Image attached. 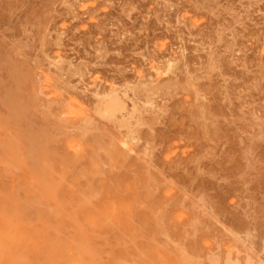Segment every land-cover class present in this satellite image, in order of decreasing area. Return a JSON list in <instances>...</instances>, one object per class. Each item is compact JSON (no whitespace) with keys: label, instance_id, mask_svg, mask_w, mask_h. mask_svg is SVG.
<instances>
[{"label":"rangeland","instance_id":"obj_1","mask_svg":"<svg viewBox=\"0 0 264 264\" xmlns=\"http://www.w3.org/2000/svg\"><path fill=\"white\" fill-rule=\"evenodd\" d=\"M229 246L264 263V0H0V264H227Z\"/></svg>","mask_w":264,"mask_h":264},{"label":"bare ground","instance_id":"obj_2","mask_svg":"<svg viewBox=\"0 0 264 264\" xmlns=\"http://www.w3.org/2000/svg\"><path fill=\"white\" fill-rule=\"evenodd\" d=\"M59 59V58H58ZM60 60V59H59ZM156 65H154V67H155ZM155 71H157V67H156V69H155ZM158 72V71H157ZM156 72V73H157ZM164 77V76H163ZM157 78V77H156ZM49 81V80H48ZM49 83V82H48ZM47 83V84H48ZM51 85V84H50ZM53 85V84H52ZM50 89V88H49ZM48 90V89H47ZM54 91L55 89H51V91ZM112 91V90H111ZM48 94H50V91H46ZM55 92H57V91H55ZM58 93V92H57ZM54 94V93H53ZM52 95V94H51ZM50 95V96H51ZM56 95H58V94H56ZM2 96V95H1ZM56 97V96H55ZM61 96H59V98H60ZM47 98H48V96H47ZM52 98V97H51ZM56 99V98H55ZM54 99V100H55ZM57 99H58V96H57ZM73 100V99H72ZM52 101H53V99H52ZM70 102H71V106L70 107H66L65 105H64V107H66V109H65V111H64V114L66 115V116H68L69 118H80V120H83V121H85V123L86 122H88L87 121V119L89 118H86V115H85V113L86 112H84L82 109L83 108H80L74 101H71L70 100ZM61 103V102H60ZM79 103V102H78ZM24 104V103H23ZM59 104V103H58ZM59 105H61V104H59ZM63 107V108H64ZM124 106H123V103L121 102V101H119V99H117L115 96H114V94L113 95H111V96H109L106 100H104L103 101V103H102V109L100 110V115L102 116V117H107V118H112V119H114L115 121H117V120H120L121 118H123V116H122V112L124 111ZM88 114V113H87ZM119 115V116H118ZM78 120V119H77ZM89 123V122H88ZM82 124V123H81ZM94 124V123H93ZM117 124V123H116ZM86 124H82V125H79V126H77V130H78V133H77V136L76 137H74V138H72V139H70V140H68V142H67V148H69V150H71V151H73V153H75L77 156H82V154L84 153V151H85V148H84V143L85 142H83V138H84V135H85V133H86ZM95 127V126H94ZM75 127H73V129H74ZM88 128V127H87ZM96 128V127H95ZM94 128V129H95ZM123 128V127H122ZM132 128V127H131ZM18 131V130H17ZM74 131V130H73ZM75 132H77V131H75ZM74 132V133H75ZM3 133V132H2ZM95 135V134H94ZM30 137V136H29ZM129 138H130V136H128ZM27 138V137H26ZM70 138V137H69ZM111 138V137H110ZM129 138H127V139H129ZM29 139V138H28ZM114 139L116 140V138H115V136H114ZM113 139V140H114ZM126 139V138H125ZM97 140V139H96ZM118 140V139H117ZM130 140V139H129ZM85 141V140H84ZM99 141V140H98ZM25 142H27V141H25ZM91 142V141H90ZM117 142V141H116ZM131 141H128V140H120L119 141V143H120V146H121V148L123 149L122 150V155L121 154H119L120 156H123V155H125V153H127V152H129V151H133V147H132V145H131V143H130ZM28 143V142H27ZM26 143V144H27ZM114 143V142H113ZM11 144V143H10ZM18 144V143H17ZM100 144V143H99ZM98 144V145H99ZM87 145V144H86ZM89 145V144H88ZM105 146L107 147L108 146V148L110 149V151H113V150H111L112 148H115V147H113L112 146V148H111V146L109 147V145H106L105 144ZM119 146V147H120ZM86 147V146H85ZM99 148H100V145L98 146ZM97 147V148H98ZM26 149V148H25ZM40 149H42V148H40ZM100 149H102V148H100ZM108 149V150H109ZM96 150V149H95ZM107 150V151H108ZM41 151V150H40ZM43 151V150H42ZM46 151V150H45ZM97 151V150H96ZM95 151V152H96ZM106 151V150H105ZM107 151L104 153V151L103 152H101V153H104L103 155V159L107 162V163H109V164H112V163H114V160H115V158L118 156L119 157V155H117V156H114V155H112V154H108L107 153ZM110 151H108L109 153H110ZM116 151V150H115ZM94 152V151H93ZM118 152V151H117ZM12 153V152H11ZM72 153V154H73ZM107 153V154H106ZM114 153V152H113ZM116 153V152H115ZM98 154V153H97ZM7 155V154H6ZM44 154H42L41 156H43ZM47 155V154H46ZM53 155V154H52ZM92 155V154H91ZM90 155V156H91ZM27 156H29V154L27 155ZM74 156V155H73ZM84 156V155H83ZM31 157V156H30ZM48 157V156H47ZM51 157H53V156H51ZM93 157V156H92ZM99 157V156H98ZM126 157V156H125ZM33 158V157H32ZM37 158V157H36ZM44 158V157H43ZM42 158V159H43ZM79 158V157H78ZM81 158V157H80ZM101 158V157H100ZM121 159H123L124 157H120ZM34 159V158H33ZM45 159V158H44ZM82 159V158H81ZM92 159V158H91ZM117 159V158H116ZM119 159V158H118ZM117 159V160H118ZM57 160V159H56ZM94 160V161H93ZM116 160V161H117ZM126 160V159H125ZM29 161H30V159H29ZM33 161V160H32ZM47 161V160H46ZM122 161H124V160H122ZM232 161V160H231ZM35 162H36V160H35ZM72 162V161H71ZM33 163V162H32ZM80 163V162H79ZM116 163V162H115ZM114 163V164H115ZM36 164V163H35ZM35 164H33V165H35ZM60 164V163H59ZM88 164H89V166L91 167V168H96V169H98L99 170V167L101 166V164H99V162H98V160L97 159H92L91 161H90V159H89V162H88ZM32 165V164H31ZM30 165V166H31ZM44 165V164H43ZM61 165V164H60ZM60 165H58V166H60ZM69 165H70V163H69ZM74 165V164H73ZM76 165H78L77 163H76ZM113 165V164H112ZM111 165V166H112ZM36 166V165H35ZM42 166V165H41ZM46 166V165H45ZM64 167V166H63ZM113 167V166H112ZM111 167V168H112ZM29 168H31V167H29ZM37 168H38V166H37ZM49 168H51V167H49ZM106 168V167H105ZM145 168V167H144ZM36 169V168H35ZM39 169V168H38ZM46 169V168H45ZM54 169V168H53ZM66 169V168H65ZM101 169V168H100ZM47 170V169H46ZM42 170L41 172H39L38 171V173L36 172L35 173V179L36 180H39L40 181V184H41V186H42V192H41V194L45 197V199L48 201V202H53L52 200V197H51V194H52V192L49 190V188H48V184L47 183H43V179H44V176L46 175V173L47 172H49V170ZM110 170V169H109ZM51 171V170H50ZM96 171V170H95ZM117 171V170H116ZM52 172V171H51ZM59 173H62L63 172V168H61V169H59V171H58ZM85 172V171H84ZM101 172V171H100ZM99 171H97L96 173H100ZM50 173V172H49ZM89 173V172H88ZM117 173V172H116ZM146 174V173H145ZM31 175V174H30ZM65 175V174H64ZM63 175V176H64ZM81 175H83V173L82 174H80L79 176L81 177ZM101 175V174H100ZM94 176H96V175H94ZM60 177V176H59ZM102 177V176H101ZM81 179V178H80ZM82 179H83V177H82ZM154 183H155V181H154ZM86 185V184H85ZM87 185H89L88 183H87ZM150 185V184H149ZM148 186V185H147ZM68 187V186H67ZM88 187H90V186H88ZM139 187V186H138ZM145 187V186H144ZM3 189H4V187H2ZM134 188H136V187H134ZM67 189V188H66ZM72 189V188H71ZM90 189V188H89ZM74 190V189H73ZM85 190H87V187H86V189ZM84 190V191H85ZM75 192L76 191H74V194H75ZM89 192H91V191H89ZM77 193V192H76ZM79 193V192H78ZM77 193V194H78ZM80 193H83V192H80ZM79 193V194H80ZM168 193V192H167ZM76 194V195H77ZM85 194H87V192L85 193ZM84 194V195H85ZM132 194H133V198L132 199H135L134 201H129V202H123V201H119V202H117V203H113V202H110V201H107V202H105V208H106V210L107 211H109L110 212V215H112L111 213H113L114 212V210H120L123 214H125V215H127V217L129 216V217H131V214H132V208L135 206V201H136V198H137V193L135 192V191H133L132 192ZM83 195V196H84ZM54 197V196H53ZM135 197V198H134ZM185 200V199H184ZM83 201H84V199H83ZM36 202V201H35ZM138 202V201H137ZM59 203V202H58ZM20 205V204H19ZM62 206V205H61ZM185 206V205H184ZM11 207V206H10ZM24 207H25V205H24ZM23 207V208H24ZM26 208V207H25ZM24 208V209H25ZM54 208H55V214L54 215H58V214H60V213H62V210H61V207L59 206V204L57 205V204H55L54 205ZM195 211V210H194ZM65 212V211H64ZM118 212V211H117ZM160 212V211H159ZM152 214V213H151ZM181 214V213H180ZM157 215H159V213L157 214ZM156 215V217L154 218L153 216V219H155V224H154V222H152L154 225H155V227H157V229H158V231H160L161 230V219H162V217H160V216H157ZM70 216V215H69ZM106 218V217H105ZM73 219H74V217H73ZM107 220V219H106ZM105 221V220H104ZM108 221V220H107ZM131 221V220H130ZM150 221H151V219H150ZM110 223V222H109ZM187 223H188V225L191 227L193 224H192V220H188L187 221ZM195 223V222H194ZM198 223V222H197ZM150 224V223H149ZM77 225V224H76ZM110 225H111V223H110ZM152 225V224H151ZM195 225H196V223H195ZM90 226V225H89ZM112 226V225H111ZM153 226V225H152ZM202 226V225H201ZM92 227V226H91ZM81 228V227H80ZM154 228V227H153ZM192 229V228H191ZM185 230V229H184ZM183 230V231H184ZM163 231V230H162ZM206 230H204V232H205ZM164 232V231H163ZM166 232V231H165ZM188 232V231H187ZM203 232V233H204ZM156 233V236H157V232H155ZM189 233V232H188ZM187 233V234H188ZM181 234H182V232H181ZM194 234V233H193ZM183 235V234H182ZM93 236V235H92ZM155 236V237H156ZM159 236V235H158ZM180 236V235H179ZM193 236V235H192ZM151 237V236H150ZM154 237V236H153ZM152 237V238H153ZM214 239V238H213ZM154 240V239H153ZM152 241V240H151ZM158 241V240H157ZM232 241V240H231ZM129 242H131V241H129ZM159 242V241H158ZM178 242H180V241H178ZM214 242V241H213ZM154 243V242H153ZM168 243V242H167ZM177 243V242H176ZM206 243V242H205ZM156 244V243H155ZM223 244V243H222ZM240 245V244H239ZM155 246V245H154ZM219 247V246H218ZM145 248H146V246H145ZM151 248V247H150ZM181 248H182V245H181ZM165 249V248H164ZM183 249V248H182ZM236 249V248H235ZM234 249V250H235ZM161 250V249H160ZM167 250V249H166ZM185 251H186V249H184ZM240 250V249H239ZM216 251V250H215ZM219 251V250H218ZM225 251H226V253H227V258L224 260V262H226L227 264H240L239 263V260H238V258L237 259H234L233 260V257H232V255H233V249H232V247H226L225 248ZM77 252V251H76ZM148 252V251H147ZM152 252H153V254L156 256L155 257V259L157 260V257L158 258H161L162 257V255L160 254V252L159 251H157V249L156 248H154L153 250H152ZM243 252V251H242ZM151 253V252H150ZM185 253V252H184ZM238 252H236V254H237ZM165 254V253H164ZM213 254V253H212ZM193 255V254H192ZM195 255V254H194ZM153 256V255H152ZM217 256L218 255H214L213 257H212V255L210 256V263L211 264H219L218 263V260H217ZM78 257V254L76 253L75 254V257L72 259H69V262H68V264H82L81 263V261H80V259H78L77 258ZM154 257V256H153ZM175 257V256H174ZM198 257V256H197ZM209 257V256H208ZM216 257V258H215ZM249 257V256H248ZM247 257V258H248ZM252 257H253V255H252ZM179 258V257H178ZM178 258H176V259H178ZM189 258V257H188ZM193 258V257H192ZM251 258V257H250ZM190 259V258H189ZM239 259H240V257H239ZM249 259V258H248ZM248 259H246V261L248 260ZM252 259V258H251ZM192 260V259H191ZM254 260V259H253ZM258 260V259H257ZM195 261H196V259H195ZM194 261V263H196V262H198V260L195 262ZM246 261H244L245 262V264H246ZM176 262V261H175ZM182 262V261H181ZM180 262V263H181ZM191 262V261H190ZM193 263V262H192ZM191 263V264H192ZM127 264V263H126ZM201 264V263H200ZM247 264H252V263H250L249 262V260H248V263ZM257 264H264V263H262V262H257Z\"/></svg>","mask_w":264,"mask_h":264}]
</instances>
